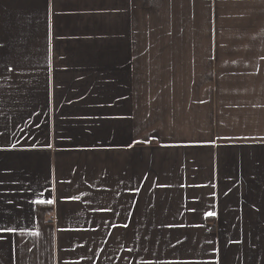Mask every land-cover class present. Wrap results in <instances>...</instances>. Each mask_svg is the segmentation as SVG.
<instances>
[{
  "label": "crops",
  "instance_id": "obj_1",
  "mask_svg": "<svg viewBox=\"0 0 264 264\" xmlns=\"http://www.w3.org/2000/svg\"><path fill=\"white\" fill-rule=\"evenodd\" d=\"M0 264H264V0H0Z\"/></svg>",
  "mask_w": 264,
  "mask_h": 264
},
{
  "label": "snow or ice",
  "instance_id": "obj_2",
  "mask_svg": "<svg viewBox=\"0 0 264 264\" xmlns=\"http://www.w3.org/2000/svg\"><path fill=\"white\" fill-rule=\"evenodd\" d=\"M37 203L43 204V203H45V201H37ZM47 203L48 204H51V203H53V201L52 200H49V201H47ZM208 215L211 216V215H213V213H208Z\"/></svg>",
  "mask_w": 264,
  "mask_h": 264
}]
</instances>
